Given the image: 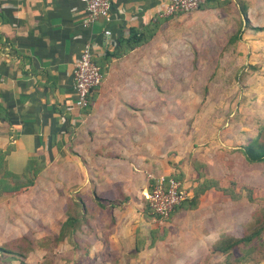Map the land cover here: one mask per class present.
<instances>
[{
	"label": "crops",
	"instance_id": "0c3cea01",
	"mask_svg": "<svg viewBox=\"0 0 264 264\" xmlns=\"http://www.w3.org/2000/svg\"><path fill=\"white\" fill-rule=\"evenodd\" d=\"M109 1V20H97L83 27L85 14L80 0H0V108L6 115V119L0 118V151L7 149L3 155L5 167L19 173L28 159L60 160L63 143L76 144L81 140L86 146L94 147L84 154L90 164H75L72 156L65 158L74 167L66 170V184L81 183L77 189L88 191V203L98 207L104 204L95 202L94 198L103 197L107 201L122 192L129 196L121 202L124 209H140L146 202L144 194L151 180L160 175L181 179L189 191L188 199L198 184L210 180L216 186L199 193L194 206L184 201L171 210L163 222L165 228L158 230L160 238L150 246L148 232L154 229L145 230V246L134 251L127 263L159 264L160 257H166L160 264H170L171 258L173 264H178V258L185 261L207 248L211 250L225 231L218 224L232 223L233 196L221 190L227 189L231 181L225 180L231 176L222 177V171L232 168L225 161L219 172L213 161L216 151L209 145L202 147L205 150L194 151L188 161L184 158V131L179 120L154 123L146 116L152 106L142 102L147 95L151 96L152 90H147L146 84L142 89L139 84L151 76L142 71L149 60H144L139 49L152 44L154 34L123 55L104 58L106 51L116 50L118 39L127 37L130 28L142 30L153 21L160 28L166 17L161 15L166 0ZM246 19L249 25L244 26L243 21L236 50L241 58L245 55L250 59L248 65L264 68L261 53H252V49L264 47V30L251 28L264 26L263 0H254L246 7ZM104 29L110 31L109 36L103 34ZM84 42L91 44L93 58L104 63L105 70L88 104L77 109L72 106L71 69ZM242 111L249 112L247 108ZM234 113L232 110L231 114ZM242 119L239 116L233 122L240 125L244 123ZM252 122L256 123L257 118ZM255 125L257 129L258 122ZM50 135L55 136L53 140L58 141L59 147L50 145ZM248 138L234 146L226 145L225 140L213 143L224 150L225 159L234 157L242 165L247 162L238 148ZM113 153L119 157H112ZM128 213L130 217L122 220L126 214L115 210L117 220L109 243L121 241V236L128 240L133 222L132 226H141L140 211ZM95 241L91 255L99 254L101 246L98 239Z\"/></svg>",
	"mask_w": 264,
	"mask_h": 264
},
{
	"label": "rangeland",
	"instance_id": "374dc122",
	"mask_svg": "<svg viewBox=\"0 0 264 264\" xmlns=\"http://www.w3.org/2000/svg\"><path fill=\"white\" fill-rule=\"evenodd\" d=\"M253 2L218 0L211 7L203 4L192 11L168 15L156 29L152 44L139 49L144 60H149L144 63L146 69L142 71L151 79L139 84L142 89L146 84L147 90H152L151 96L147 95L142 102L152 106L146 115L149 120L154 123L179 120L184 131V158L188 161L193 158L194 151L212 146L216 151L213 154L215 168L220 172V165L225 161L232 168L229 173L222 171V177L231 176L224 178L231 180L228 187L232 189L230 207L233 219L231 224H218V227L225 229L224 234L236 237L258 226L255 218L262 215L264 208V162L240 165L241 161L234 157L225 159L222 156L224 150L213 142L225 140L228 146L240 144L241 140L255 133L257 122L260 125L264 122V68L248 65L250 59L245 55L241 58L240 51L236 50L238 38L235 41L229 39L240 33L244 21L239 8L246 9ZM253 29L263 31L264 26ZM255 52L261 53L264 61V47L252 49V53ZM244 108L249 112L242 113ZM239 116L243 117L244 123L234 124ZM256 118L257 122H252ZM93 148L81 140L76 144L63 143L60 160H43V168L31 186L0 193V244H7L13 252L10 256L14 258L0 255V264H127L134 254V243L138 247L145 246V230L153 228L158 234V230L165 228L163 222L166 218L153 220L146 203L141 204L140 209H124L121 202L129 196L122 192L107 201L103 197L94 198L95 202L104 204V207H98L88 203V191L77 189L81 183L66 184V170H74V167L65 158L72 156L75 164H90L84 154ZM111 156L119 157L116 153ZM114 209L126 214L122 220L130 217L128 211L139 210L142 224H131L128 240L121 236V241L109 243L117 220ZM68 214L80 219L79 227L71 236L56 241L60 223ZM21 236L39 245L33 242L32 249L28 250L20 241ZM260 238L259 242L255 238L250 245L238 246L227 253H214L207 248L194 257L185 258V261L178 258V264H264V229ZM95 239L101 247L99 254L91 255ZM118 246L121 254L117 251ZM127 246L131 249L130 254ZM23 251L26 257H17ZM173 260L171 258L170 264ZM165 261L166 257H160L159 264Z\"/></svg>",
	"mask_w": 264,
	"mask_h": 264
},
{
	"label": "trees",
	"instance_id": "16d2710c",
	"mask_svg": "<svg viewBox=\"0 0 264 264\" xmlns=\"http://www.w3.org/2000/svg\"><path fill=\"white\" fill-rule=\"evenodd\" d=\"M218 0H206L204 3L200 4L197 8H201L204 4L207 7H211L214 2ZM205 6V7H206ZM239 12L244 19V25L248 27L249 23L246 19V9L245 7L241 6L239 8ZM158 22H150L146 27H144L142 30L136 29V28H130L127 37L118 39V44L116 46V50H113L111 52L106 51L104 53V58L109 57H118L120 55H123V53H126L130 51L132 48H135L143 43H145L153 34L155 29L157 28ZM253 29V27H251ZM238 38V34H233L230 36L231 41H235ZM93 62L100 68L102 77L103 72L105 70V64L101 61H97L93 58ZM254 68V66H251ZM245 76V75H244ZM93 93V92H92ZM91 97V96H89ZM89 101V99H88ZM88 104V103H87ZM65 115V114H64ZM0 118L6 119L5 113H1L0 108ZM54 135H50V145H54L56 148L59 147L58 141H54ZM238 150L242 153L244 160L247 163H261L264 162V122L260 125H258L256 129V133L249 137L243 145H241ZM7 152V149L3 152L0 151V193H6V192H14L18 191L20 189H25L29 186H31L37 176V174L40 172V170L43 168L42 161H39L37 159H28L26 160L22 170L19 173H14L10 170H8L4 165L3 155ZM174 177V176H173ZM177 178V177H174ZM178 179V178H177ZM154 183V180H151L147 191L148 193L150 191V188L152 184ZM212 183V184H211ZM216 186V184H213L210 180H203L200 184H198L192 191L191 198L188 199L185 198L182 200L179 204L175 205L173 208L183 205L184 201H188L189 204L193 205L196 203V197L199 193H201L204 189ZM229 186V185H228ZM223 192H227L228 194L232 193V189L230 187L221 188ZM188 199V200H187ZM146 203V202H145ZM146 207L147 203H146ZM82 211H84V206L81 204ZM149 209V208H148ZM171 212V211H170ZM169 212V213H170ZM258 214V213H256ZM256 223H258V226L251 230L250 232H244L242 235L236 237L233 235H230L228 233H225L221 235L211 246V250L216 253H227L234 248L244 245H250L251 242L256 238V240L259 242L261 241L260 233L264 229V208L262 215L259 217L258 215L255 218ZM80 219L73 215H66L65 219L60 223V226L58 228L57 235L55 237L56 241H61L64 238H67L68 236H71L79 227ZM156 230H150L148 232V237H150V242L148 246H150L155 239H159L160 235L155 234ZM20 241H23L26 244V249L30 250L32 249L33 242L37 244L33 240H29L24 236H21ZM39 245V244H37ZM139 247L137 246V243H134V251H137ZM26 251V250H25ZM23 251L20 254H17V257L25 258L26 252ZM12 251L8 247L7 244L3 243L0 244V255H9L8 257L11 259H14L12 256Z\"/></svg>",
	"mask_w": 264,
	"mask_h": 264
},
{
	"label": "built area",
	"instance_id": "2783aa9c",
	"mask_svg": "<svg viewBox=\"0 0 264 264\" xmlns=\"http://www.w3.org/2000/svg\"><path fill=\"white\" fill-rule=\"evenodd\" d=\"M83 3L84 18L82 26L110 18L109 0H80ZM206 0H166L161 15L168 16L197 9ZM105 36L110 35L108 29L103 30ZM71 88L74 93L73 105L77 109L84 108L91 92L102 82L100 68L93 62L91 44L84 42L78 52L71 69ZM69 109V108H68ZM189 196V191L181 181L173 176L160 175L152 184L150 191L144 194L152 219L167 218L173 207Z\"/></svg>",
	"mask_w": 264,
	"mask_h": 264
}]
</instances>
